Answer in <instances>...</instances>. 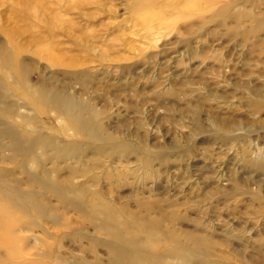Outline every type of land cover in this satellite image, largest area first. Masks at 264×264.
<instances>
[{
    "label": "rangeland",
    "instance_id": "rangeland-1",
    "mask_svg": "<svg viewBox=\"0 0 264 264\" xmlns=\"http://www.w3.org/2000/svg\"><path fill=\"white\" fill-rule=\"evenodd\" d=\"M0 264H264V0H0Z\"/></svg>",
    "mask_w": 264,
    "mask_h": 264
},
{
    "label": "bare ground",
    "instance_id": "bare-ground-1",
    "mask_svg": "<svg viewBox=\"0 0 264 264\" xmlns=\"http://www.w3.org/2000/svg\"><path fill=\"white\" fill-rule=\"evenodd\" d=\"M59 104V103H58ZM85 107V106H84ZM76 118V117H75ZM64 123V122H63ZM85 125H88V122L87 123H83L82 124V127L81 128H84V126ZM78 126V125H77ZM90 128V127H89ZM73 129V128H72ZM96 130L97 131H94L92 134H91V136H94L95 137V135H101V132H100V128H96ZM78 132H79V130H78ZM76 134H77V132H76ZM103 135V134H102ZM105 136V135H104ZM105 138H107L108 140H111V137L110 136H106ZM156 227V226H155Z\"/></svg>",
    "mask_w": 264,
    "mask_h": 264
}]
</instances>
